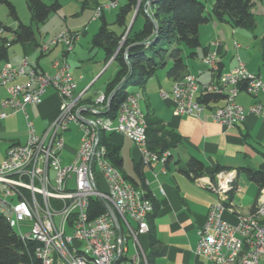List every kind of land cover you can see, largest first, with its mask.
Here are the masks:
<instances>
[{
	"label": "built area",
	"instance_id": "2783aa9c",
	"mask_svg": "<svg viewBox=\"0 0 264 264\" xmlns=\"http://www.w3.org/2000/svg\"><path fill=\"white\" fill-rule=\"evenodd\" d=\"M116 6L113 3V7ZM102 13L103 9L99 8L97 16L101 17ZM61 39H68V53L75 51L78 36L65 30L57 40L52 41L51 46L57 45ZM215 45L220 46L221 42L216 41ZM113 61L111 59L110 63ZM203 63L209 71H219L216 53L207 54ZM17 72H24L25 80L16 82L9 89L11 98L1 102V107L8 112H3L0 119L23 112L27 120L28 138L25 144L12 145L0 164V209L9 212L11 221L21 231L23 224H30L29 232H23V241L35 245V256L42 264L59 262V259L80 264L75 257L67 254L61 237H68L73 246L88 249L106 264H145L146 253L140 237L147 234L145 215L154 208V203L145 199V192L133 193V183L124 175H115L107 146V161L99 160L94 126L82 129L81 123L73 119L71 97L87 94L89 88L78 91L71 67L66 61L58 75L30 68L29 62L23 63L13 78ZM241 78H248V86H241ZM5 79L8 78H5L4 71ZM49 89L58 95L60 109L47 129L39 134L26 110L28 106L40 105ZM242 92L253 94L255 98L264 95V80L249 72L238 58L237 67L222 74L217 83L200 84L195 76L188 74L174 81L170 95L163 92L162 97L172 96L174 115L177 117L201 119L210 109L212 120L227 127H236L250 114L264 119V107L260 103L254 104L248 111L238 104L237 99ZM208 94L224 96L225 104L202 103L200 99ZM107 102L105 93H101L93 108H105ZM81 110L89 116V108L82 106ZM138 115L140 112L134 105L133 93L131 99L120 106L115 118H96V123H103L108 135L118 134L130 140L139 150L144 166L161 165L166 173L165 166L171 153L141 151L139 136L142 129ZM70 125L81 133V141L70 162L65 163L62 157L66 149L64 134ZM67 170H74V177H67ZM225 181L226 171H221L210 184L217 196L222 192ZM93 198L102 204L105 201L112 207L123 238L119 237L107 210L99 215L91 211ZM262 205L264 211V196ZM224 215L217 203L210 208L204 225L198 231L196 254L212 264H264V219L257 216L256 219L230 224L224 220ZM129 240L134 246L132 255L129 254ZM243 249H250V256H243Z\"/></svg>",
	"mask_w": 264,
	"mask_h": 264
},
{
	"label": "crops",
	"instance_id": "0c3cea01",
	"mask_svg": "<svg viewBox=\"0 0 264 264\" xmlns=\"http://www.w3.org/2000/svg\"><path fill=\"white\" fill-rule=\"evenodd\" d=\"M254 2L252 12L256 19V29L253 32L234 28L229 22H218L215 19L200 28L201 47L195 51L196 55L191 56V50L188 48H184L183 51L187 75L195 76L200 84L217 83L222 74L229 73L237 67L238 58H240L249 72L261 76L264 80V0H254ZM212 5L210 8L206 5L208 12H211ZM102 16L104 15L102 14ZM216 41H220L221 45L216 46ZM29 45H23L24 62L28 61L30 68H34L39 72L53 74L55 72V62L49 70L42 68L39 62L37 66L30 63L28 57L34 51L28 47ZM32 45L40 47L37 38L36 43ZM42 51L44 52L41 55L43 57L46 53L45 50L42 49ZM48 51L50 52V49ZM209 53H216L217 55L219 63V71L217 72L209 71L203 63V58ZM102 59L105 62V56ZM6 63H10L14 67L22 65L18 58H10L9 50L7 58L0 61V70ZM109 63L105 62V64ZM168 68L165 69L167 70L165 75L156 74L151 78L155 80L154 85L151 86L148 81L144 90L137 91L142 93V101L147 103V110L144 111L141 108L142 111L146 115L153 114L155 118L162 121L168 132L178 134L182 139L180 146L171 150V157L165 166L166 173L163 172L161 165H143V179L148 186V193L152 202L157 206V211L153 219H149L150 231L140 237V243L146 255L151 251L153 237L166 248L165 254L157 256L153 264H212L208 259L196 254L199 241L198 231L204 225L210 208L219 202V197L210 188V184L213 183L210 174L219 166L236 174L235 190L228 197L229 204L232 205L235 212L230 210L225 212L224 220L226 222L236 224L237 221H240V217L252 213L260 195L258 187L248 179L244 169L258 170L264 164V119L250 114L243 123L236 127H227L212 120L210 109L204 113L201 119L191 116H175V102L172 96L162 97L163 92L170 95L174 84V80L167 76ZM106 69H102L91 81H87L83 76L77 79L73 69H71L78 91L89 88L86 98L89 104L95 103L97 96L105 93V90L98 92L94 91L93 88ZM24 80L22 78L17 82H23ZM9 88L10 85L0 86V114L8 112V110L1 107V102L10 96ZM155 91L159 92L160 97L169 107L166 114H161L151 106L150 95H153ZM237 102L247 111L256 103H260L264 107V95L255 98V96L242 92ZM224 104V97L217 102L218 106ZM59 109L60 99L53 89H49L43 97V102L40 105L28 106L26 112L30 121L35 125L37 132L42 134L55 119ZM37 117L39 118L37 119ZM14 119H18L24 125L27 135L23 141L14 139V136L1 138L0 164L12 145L27 142V120L23 112L0 119V131L7 126L8 121ZM75 129L78 131L76 127ZM114 136H118V134L112 137ZM122 138L123 141L128 140L125 137ZM129 142L131 141L129 140ZM131 144L133 145L135 170V165L141 163V155L135 145L132 142ZM191 156L200 159L206 167V175L198 181H192L185 174L187 160ZM121 169H123V164ZM121 172L124 176L134 180L139 186L142 184L136 171L134 175L127 174L123 170ZM241 175L246 176V179L244 176L242 177L244 182L247 180L255 186L254 192L250 191L244 182L241 183L243 180L240 177ZM133 185L136 184L133 183ZM246 199H249L248 202L245 201ZM131 242V240L128 241L130 255L134 253L133 242Z\"/></svg>",
	"mask_w": 264,
	"mask_h": 264
},
{
	"label": "trees",
	"instance_id": "16d2710c",
	"mask_svg": "<svg viewBox=\"0 0 264 264\" xmlns=\"http://www.w3.org/2000/svg\"><path fill=\"white\" fill-rule=\"evenodd\" d=\"M149 1L152 2L147 5ZM207 1L127 0L116 16L115 24L120 29L119 33L110 29L105 16L100 17L101 25L92 38L91 47L101 49L104 52L106 63L114 58L113 62L118 65L115 77L106 85L105 95L107 99L123 80L128 79L112 102L111 108L106 114L108 118H115L120 106L127 100L129 95L144 90L148 81L159 71L169 67L168 78L174 81L183 79L187 75V66L183 58L184 48L191 50V56L196 55L195 51L201 47L200 28L210 23L211 20L229 22L234 28L251 32L256 29V19L252 12L255 5L254 0H216L212 5L211 12L207 11ZM0 3L8 6L11 15L18 20L15 7L9 0H0ZM27 6L31 14V25L19 22L18 29L13 30L4 27L0 22V28L11 33L10 38L0 36V61L7 58L8 50L14 44H35L36 33L34 27L46 23L52 14L58 13L62 9L59 0H54L50 4L46 3L45 0H28ZM137 8L139 9L137 17L128 32ZM148 14L151 15L157 27ZM140 17L143 18V26L139 30H135V25ZM157 33L159 36L155 38ZM152 41L153 43L148 45ZM223 97L219 94H208L200 100L202 103L209 105L210 103L219 102ZM86 98L82 104L88 103ZM88 105L87 107L91 111L93 105ZM146 120L150 151L158 154L171 153L172 149L180 146L182 143L181 137L178 134L168 132L162 121L155 118L153 114L146 115ZM164 132H166L168 139L163 135ZM113 135L115 134H102L101 140L108 148L110 161L121 170L123 164L121 147L111 142ZM142 169V163L135 165V171L142 182L140 186L131 178L126 176L125 178L136 184L135 187L140 189L142 193L145 192L146 199H151L148 186L143 179ZM221 171L227 170L219 166L210 174L213 182L216 174ZM244 172L248 179L258 187L259 195H261L264 192V164L258 170L244 169ZM185 174L192 181H198L206 175L205 164L200 159L191 156L187 160ZM91 206V211L96 215L106 212L104 205L97 198L91 199ZM156 211L157 206L154 204V211L149 219H153ZM34 250L35 245L25 243L10 226L6 217L0 214V264H42L36 258ZM165 251L166 248L153 237L151 251L147 254L149 264H153L154 259L157 256L164 255Z\"/></svg>",
	"mask_w": 264,
	"mask_h": 264
},
{
	"label": "rangeland",
	"instance_id": "374dc122",
	"mask_svg": "<svg viewBox=\"0 0 264 264\" xmlns=\"http://www.w3.org/2000/svg\"><path fill=\"white\" fill-rule=\"evenodd\" d=\"M27 1L28 0H9V2L15 7L18 20L11 15L8 6L0 3V22L4 27L17 30L19 22L25 25H31V14L28 10ZM52 1L54 0H45V2L48 4H50ZM59 1L62 4V9L58 13L52 14L46 23L41 24L38 27H34L36 38L40 44V47H35L34 45L30 44L28 47H30L34 52L30 55V57H28V59L33 66H37L39 62L40 66L45 70H49L50 66L56 61H66L70 65L71 69H73V73L77 79L83 76L87 81L93 80V78L102 69L107 68L93 88L94 91H104L106 89L107 83L115 77L118 71V65L114 62L105 64L104 60L102 59L104 56L103 51L101 49L91 47L92 38L98 32L101 25V19L97 16L98 9H103L102 14L105 16L108 24L110 25V29L119 33L120 29L115 24L116 16L120 8L126 4L127 0ZM214 1L208 0L206 3L207 7L210 8ZM113 3H117V6L113 7ZM142 26L143 18L140 17L135 25V30H139ZM65 30H69L73 36H78L79 43H77L75 51L73 52L68 53V48L66 45L61 44L63 47L59 45L54 47L51 46L52 41L55 40ZM1 35L8 38L11 37V33L3 31L0 28V36ZM41 46H46L48 47V50L50 49V52H45L46 55L43 57L41 55L44 52L42 51L43 48L41 49ZM9 56L11 59L18 58L21 61V64H23L25 60L24 46L22 44L12 45L9 48ZM165 71L167 70H161L157 74L165 75ZM149 83L152 86L154 85L155 80L150 79ZM8 98L9 97L6 99ZM150 103L152 108L156 111H159L161 114H166L169 110L168 105L162 100L158 91H155L153 92V95H150ZM141 108L144 111L147 110V103L145 101H142ZM38 118L39 117H37V119ZM26 135L27 133L24 125L20 123L18 119H14L12 121H8L7 126L0 131V140L1 138H11L14 136V139L23 141L25 140ZM163 135L166 137V139H168L166 132H164ZM64 139L66 149L63 152L62 157L65 163H69L72 155L74 154L73 152H75L80 146L81 134L75 129L74 125H70L69 130L64 134ZM111 142L121 147L123 169L120 171L123 170L127 174L134 175L135 170L133 162V145L131 142H129V140L123 141V138L120 135L111 137ZM243 176H240L241 179H243ZM244 177L246 179V176ZM245 181L246 182H244L243 179L241 183L244 182L249 187V190L254 192L255 186L247 180ZM248 200L249 199H246L245 201L248 202ZM21 228L23 232H29L30 224H23ZM15 231L19 232L18 227H16ZM130 247L132 248L131 244ZM81 260L86 261V258L82 257ZM57 264L67 263L65 261H59Z\"/></svg>",
	"mask_w": 264,
	"mask_h": 264
},
{
	"label": "bare ground",
	"instance_id": "6f19581e",
	"mask_svg": "<svg viewBox=\"0 0 264 264\" xmlns=\"http://www.w3.org/2000/svg\"><path fill=\"white\" fill-rule=\"evenodd\" d=\"M62 34L63 33H61L60 35ZM60 35L55 40H57L60 37ZM61 44L66 45L69 50L68 39H61V41L57 43V45H61ZM46 46L42 47L43 50L45 51H46ZM47 50H48V47H47ZM27 62L28 61H25L24 63H27ZM63 67H65V61L61 60V61L55 62L54 63L55 72L49 75H58L60 72L63 71ZM20 69H21V66L14 67L10 63L4 64V66L0 70V86L10 85V88H12L13 85H16V82L18 80L22 78L25 79L24 72H17V74L15 75V78H13L16 71ZM4 71H5V78H8L5 80H4ZM241 86H248V78H241ZM9 94H10L9 98L6 99L5 101H9V99L11 98L10 90H9ZM131 95H129V97L123 104H126L131 99ZM250 95L255 96L253 94H250ZM86 97H87V94L76 95L74 97H71V104H73V119H75L78 123H81L82 129H91L92 126H94V133L96 136V147L98 148L99 160L107 161V150L105 148L106 145L102 142L101 135L102 134L108 135V132H107L106 126L103 123H96V118H108L106 116L107 104H106V107L102 109L93 108L95 107V104H96V101H95V104H91L93 106H91L92 107L91 111H89L90 113L89 115L90 117H89L86 115L85 112H83V110H81L82 106L85 108H89L87 107L88 103L82 104L83 101H85ZM142 97H143L142 93L134 92V105H136L137 111L140 112V115H138V122L140 123V129H142L140 136H139V145L143 153H152V151H150L148 148V124L146 120V114L142 111L141 106H140ZM113 172L115 173L116 176H123V173L120 171V169L115 167L114 165H113ZM235 176L236 174L233 171H226V181L224 184V188L222 189V192L219 193L218 195L219 202L217 206L218 208H222L224 213L227 210H230L231 212H235V209L232 207V205L229 204V200H228L229 194L235 188V182H236ZM67 177H74V170H67ZM132 192L142 193L140 189L135 187L133 184H132ZM263 196H264V192H262L261 195L259 196L257 203L254 206L253 213H251L248 216L240 217L239 222H245L250 219H256L257 216H260V219H264V211H263V205H262ZM146 200H151V199H146ZM153 211H154V208H151V210L145 215V231L147 232V234L150 231V225H149L148 219ZM0 214L6 217L10 226L15 230L17 226L15 225L13 221H11V216L9 212L6 211L5 209H0ZM17 234L23 240V231L19 229V232H17ZM61 244H64V249L67 252V254L71 255L72 257H75V259L78 260L80 264H106L105 262L101 260V258H97V256H94V254L90 253L88 249L86 248L80 249V248H77L76 246H73L71 241H68V237H61ZM243 256H250V249H243ZM82 257H85L87 262L82 261L81 260ZM59 261H65L67 264H74V263H68L66 259H59ZM48 264H57V262L48 263ZM145 264H149L147 255H145Z\"/></svg>",
	"mask_w": 264,
	"mask_h": 264
},
{
	"label": "water",
	"instance_id": "95a60500",
	"mask_svg": "<svg viewBox=\"0 0 264 264\" xmlns=\"http://www.w3.org/2000/svg\"><path fill=\"white\" fill-rule=\"evenodd\" d=\"M151 2H152V1H149V2L147 3V5L151 4ZM138 10H139V9L137 8V10H136L135 13H134L133 19H132V21H131V23H130V25H129V30H128V32L131 30V28H132V26H133V24H134V21H135V19H136V17H137V14H138ZM148 16L150 17V19L153 21V23H154L155 26L157 27V25H156L155 21L153 20V18L151 17V15L148 14ZM158 36H159V35H158V33H157L156 36H155V38H157ZM152 43H153V41H152V42H149L148 45H151ZM127 80H128V79L123 80V81L120 83V85L116 88V90H115V91L109 96V98H108V102H107V110H106V114L109 112V110H110V108H111V104H112V102L114 101V99L116 98L117 93L120 91V89L123 87V85L125 84V82H126ZM103 205L105 206L106 210L108 211V213L110 214L112 220L114 221V224H115V227H116V229H117V231H118V235H119V237H120V238H123V232H122V229H121V227H120V223H119V221H118L117 215L115 214L114 210H113L112 207H111L107 202H105V201H103Z\"/></svg>",
	"mask_w": 264,
	"mask_h": 264
}]
</instances>
